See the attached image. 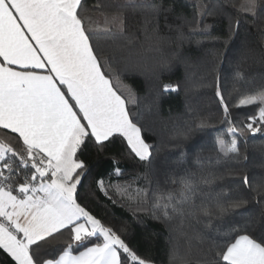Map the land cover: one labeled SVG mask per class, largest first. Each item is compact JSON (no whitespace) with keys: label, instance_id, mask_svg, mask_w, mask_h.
<instances>
[{"label":"snow or ice","instance_id":"6c2138e0","mask_svg":"<svg viewBox=\"0 0 264 264\" xmlns=\"http://www.w3.org/2000/svg\"><path fill=\"white\" fill-rule=\"evenodd\" d=\"M136 9L147 13L145 40L158 37L163 4L151 0ZM127 10L99 2L90 6L88 0H0V264H155L118 234L119 229L105 226L84 203L82 192L89 175L82 157L90 147L103 151L119 140L127 149L126 158L149 166L159 154L139 115H134V90L121 79L135 66L120 73L106 71L112 66L93 39L97 26L91 12H98L104 30L115 34L124 32ZM239 10L253 15L264 12V0H242ZM167 67V61L160 63L161 69ZM153 76L160 78L158 72ZM178 88L162 85L164 92ZM216 95L229 125V139H216L218 154L247 159L238 135L264 133V89L241 92L232 102V94L226 98L219 87ZM249 107L252 111L244 119L233 116L232 109ZM203 124L201 120L198 126ZM181 135L186 138L188 133ZM123 175L116 163L107 178L97 181L98 190L111 198V189L143 210L150 198L148 189L133 187L136 177L119 183ZM243 182L251 201L264 209V182L250 183L247 176ZM180 184L178 196L161 195L157 182L151 194L152 218L168 224L189 246L213 244L212 258L199 264H264V212L260 220L230 222L223 235L189 233L184 231L186 219L196 218L198 212L211 213L194 203L197 187L190 176L180 177ZM248 203L243 197L229 198L217 200L216 208L223 216L229 208ZM177 218L180 223L174 225ZM169 264H190L180 255L178 239L171 244Z\"/></svg>","mask_w":264,"mask_h":264},{"label":"trees","instance_id":"16d2710c","mask_svg":"<svg viewBox=\"0 0 264 264\" xmlns=\"http://www.w3.org/2000/svg\"><path fill=\"white\" fill-rule=\"evenodd\" d=\"M96 2L128 9L124 32L115 34L104 30V20L98 12H91L93 25L97 26L93 39L112 66L106 71L120 73L135 66V71L125 72L121 79L134 90L137 100L134 115H139L146 137L159 148V154L155 164L149 166L126 158L127 149L119 140L103 151L90 147L82 157L89 168L82 189L84 203L105 226L119 229L118 234L126 236L140 255L150 256L155 264H169L170 247L177 239L180 255L190 264H199L212 258L214 245L193 242L189 246L184 238L170 231L168 224L153 219L151 194L158 182L161 195L178 196L180 177L188 175L194 180L197 187L194 203L207 207L211 214L198 212L196 218L186 219L184 231L189 233L223 235L232 221L262 219L264 209L251 201L243 178L247 176L250 183L264 182V133L238 135L247 159L232 160L219 155L216 139H229V125L216 91L219 87L226 98L231 93L232 102L241 92L264 89V12L258 10L255 15L241 12L242 0H155L166 10L159 16V36L145 40L147 13L134 8L151 0H88L90 6ZM132 36L137 39L129 42ZM162 61L168 62L167 68H160ZM153 72H158L160 78H154ZM237 73L242 78L238 79ZM163 84L179 88L164 92ZM121 91L128 94L124 87ZM251 111L252 107L232 109L233 116L240 119ZM201 120L202 127L198 126ZM181 133L188 135L185 138ZM116 163L124 171L119 183L136 177L133 187L148 189L150 198L142 205L143 210H137L134 203L121 199L111 189V198L98 190L97 181L107 178ZM112 181L116 183L117 177L113 176ZM237 197L248 199L249 203L229 208L221 216L217 200L226 202ZM179 223V218L173 221L174 225ZM146 238H150L149 242ZM66 239L67 236L61 237L60 243ZM58 246L59 243L54 244Z\"/></svg>","mask_w":264,"mask_h":264}]
</instances>
